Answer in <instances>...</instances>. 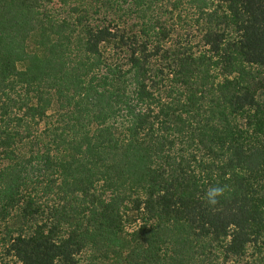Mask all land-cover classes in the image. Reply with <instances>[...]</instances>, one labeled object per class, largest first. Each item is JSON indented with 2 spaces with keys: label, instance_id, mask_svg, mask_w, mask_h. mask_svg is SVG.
<instances>
[{
  "label": "trees",
  "instance_id": "trees-1",
  "mask_svg": "<svg viewBox=\"0 0 264 264\" xmlns=\"http://www.w3.org/2000/svg\"><path fill=\"white\" fill-rule=\"evenodd\" d=\"M0 264H264V0H0Z\"/></svg>",
  "mask_w": 264,
  "mask_h": 264
},
{
  "label": "clouds",
  "instance_id": "clouds-1",
  "mask_svg": "<svg viewBox=\"0 0 264 264\" xmlns=\"http://www.w3.org/2000/svg\"><path fill=\"white\" fill-rule=\"evenodd\" d=\"M226 186H213L206 190L204 199L209 205H216L218 198L223 196Z\"/></svg>",
  "mask_w": 264,
  "mask_h": 264
},
{
  "label": "rangeland",
  "instance_id": "rangeland-1",
  "mask_svg": "<svg viewBox=\"0 0 264 264\" xmlns=\"http://www.w3.org/2000/svg\"><path fill=\"white\" fill-rule=\"evenodd\" d=\"M187 30L190 31L191 29H187ZM181 31H182L181 34H186V33H190V34H191V32L186 31V29H183V30H181Z\"/></svg>",
  "mask_w": 264,
  "mask_h": 264
}]
</instances>
